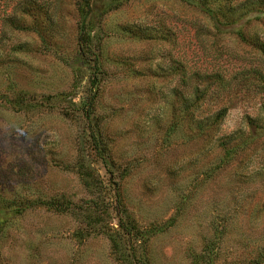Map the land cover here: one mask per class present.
<instances>
[{"label":"rangeland","instance_id":"obj_1","mask_svg":"<svg viewBox=\"0 0 264 264\" xmlns=\"http://www.w3.org/2000/svg\"><path fill=\"white\" fill-rule=\"evenodd\" d=\"M242 1L91 0L86 119L82 0H0V264H264V16Z\"/></svg>","mask_w":264,"mask_h":264},{"label":"trees","instance_id":"obj_2","mask_svg":"<svg viewBox=\"0 0 264 264\" xmlns=\"http://www.w3.org/2000/svg\"><path fill=\"white\" fill-rule=\"evenodd\" d=\"M237 0H226L230 4V9L237 8L233 3ZM239 5L247 8L246 14L250 15L255 13L257 16H264V0H245L242 1ZM91 10V0H82V6L80 8V34L78 38V49L81 57L85 60L89 70H90V79H89V93L82 103V108H85L87 113L86 119H89V109L92 108L95 100L94 89L98 84L99 78V63L98 58L95 54L94 48L92 46L90 33L88 31L87 18ZM122 229H125L123 224L120 226ZM138 264L140 262H137Z\"/></svg>","mask_w":264,"mask_h":264}]
</instances>
